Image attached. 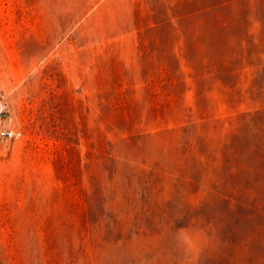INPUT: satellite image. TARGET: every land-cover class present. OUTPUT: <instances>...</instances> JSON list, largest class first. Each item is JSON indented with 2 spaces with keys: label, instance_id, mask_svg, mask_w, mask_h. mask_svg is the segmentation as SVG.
I'll use <instances>...</instances> for the list:
<instances>
[{
  "label": "rangeland",
  "instance_id": "1",
  "mask_svg": "<svg viewBox=\"0 0 264 264\" xmlns=\"http://www.w3.org/2000/svg\"><path fill=\"white\" fill-rule=\"evenodd\" d=\"M258 1L0 0V264L264 262Z\"/></svg>",
  "mask_w": 264,
  "mask_h": 264
},
{
  "label": "built area",
  "instance_id": "2",
  "mask_svg": "<svg viewBox=\"0 0 264 264\" xmlns=\"http://www.w3.org/2000/svg\"><path fill=\"white\" fill-rule=\"evenodd\" d=\"M11 133L9 103L0 93V137L9 136Z\"/></svg>",
  "mask_w": 264,
  "mask_h": 264
},
{
  "label": "trees",
  "instance_id": "3",
  "mask_svg": "<svg viewBox=\"0 0 264 264\" xmlns=\"http://www.w3.org/2000/svg\"><path fill=\"white\" fill-rule=\"evenodd\" d=\"M232 2L228 3L227 5H225V10H226V17L228 16L229 17V8L232 6ZM258 13H259V16L260 18L264 21V0H259L258 1ZM222 41L225 43H227V38L226 37H223ZM264 43V42H263ZM259 264H264V262H261Z\"/></svg>",
  "mask_w": 264,
  "mask_h": 264
}]
</instances>
